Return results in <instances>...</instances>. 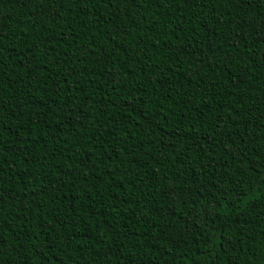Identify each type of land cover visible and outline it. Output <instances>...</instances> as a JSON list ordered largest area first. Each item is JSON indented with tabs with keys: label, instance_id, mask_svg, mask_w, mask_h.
I'll list each match as a JSON object with an SVG mask.
<instances>
[{
	"label": "trees",
	"instance_id": "16d2710c",
	"mask_svg": "<svg viewBox=\"0 0 264 264\" xmlns=\"http://www.w3.org/2000/svg\"><path fill=\"white\" fill-rule=\"evenodd\" d=\"M261 20L0 0V264H264Z\"/></svg>",
	"mask_w": 264,
	"mask_h": 264
},
{
	"label": "snow or ice",
	"instance_id": "6c2138e0",
	"mask_svg": "<svg viewBox=\"0 0 264 264\" xmlns=\"http://www.w3.org/2000/svg\"><path fill=\"white\" fill-rule=\"evenodd\" d=\"M246 3L251 4L252 0H245ZM251 22H249L250 24ZM264 20H261L259 25L255 26L254 30L262 37L264 38Z\"/></svg>",
	"mask_w": 264,
	"mask_h": 264
}]
</instances>
